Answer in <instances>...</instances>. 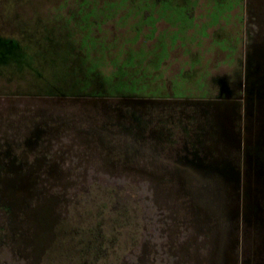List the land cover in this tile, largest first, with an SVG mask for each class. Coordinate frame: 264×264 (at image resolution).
Masks as SVG:
<instances>
[{"label": "flooded vegetation", "instance_id": "1", "mask_svg": "<svg viewBox=\"0 0 264 264\" xmlns=\"http://www.w3.org/2000/svg\"><path fill=\"white\" fill-rule=\"evenodd\" d=\"M212 1L210 18L206 22L196 19L198 29L187 33L195 42L184 48H168L170 58L180 52L183 61L161 60V52L167 48L154 44L148 49L155 53V59L149 62L143 58V49L136 45L133 57H137L127 73L106 75L92 71L74 80L68 78L61 60L23 45L0 22V82L18 89H0V205L5 210L11 207L17 214L26 209L33 187L31 180L38 179L39 186L41 180L51 178L46 174H51L53 167L60 178H81V166L76 164L91 165V169H85L92 175H84L89 180L112 179V172H122L121 179L137 181L138 188L134 189L138 195L142 190L146 192L149 180H170L167 185L173 189L172 181L185 173L193 179H205L199 194L187 191L180 206H169L175 208V214L159 218L147 219L145 210L149 206L144 201L139 203L138 218L131 220L128 216L126 221L134 228L125 246L129 253L124 258L119 255L117 260L130 258L133 262L128 264H216L218 248L221 250L219 245L223 243L225 254L232 257L229 264H241L242 208L259 217L260 202L248 200L242 204V187L237 189L231 184L230 194L237 195V190L238 200L226 205L224 184L214 189H209V184L214 186L215 179L223 178L220 174L224 173L225 163L231 164L230 179L241 180L248 151L247 168L264 173V131L261 138L254 134L247 141L243 119L232 124L234 116L239 115L236 103L242 104L245 96L264 98V0ZM182 4L179 7L186 6L191 17L197 13L198 6L192 1ZM174 9L179 10L176 6ZM230 24L232 28H228ZM200 30H204L202 34ZM233 31L238 34L236 38ZM211 37L213 40H209ZM219 40L228 43L222 48L212 42ZM208 54H213V58H207ZM190 61L192 65H182ZM221 65L227 70L213 72ZM100 105H105L104 116L99 112ZM114 111L119 112L118 122L113 119ZM225 130L233 137L231 146L224 144ZM55 148L61 154L60 160L52 150ZM65 163L72 164L70 171L63 167ZM91 183L90 190L107 196L114 194L116 200L119 196L114 191L125 190L100 181ZM194 196L197 203H193ZM36 198L31 197V204L43 200ZM143 199H147L146 195ZM123 201L127 203L124 211L128 212L129 199ZM160 207L165 210L167 206ZM35 210L28 216L34 229L40 225L41 229L32 235L53 247L55 240L62 237L50 231L48 240L46 228L54 225L43 218L40 209ZM22 213L19 218L24 217ZM24 221L23 218L21 222ZM117 222L113 226L115 233ZM231 235H238L237 250L229 248L227 237ZM118 240L119 236L108 237L101 230L98 244L113 246ZM254 257L252 251L250 259L253 261Z\"/></svg>", "mask_w": 264, "mask_h": 264}, {"label": "rangeland", "instance_id": "2", "mask_svg": "<svg viewBox=\"0 0 264 264\" xmlns=\"http://www.w3.org/2000/svg\"><path fill=\"white\" fill-rule=\"evenodd\" d=\"M155 1L0 0V22L2 27H6L5 31L13 33L12 36L17 39L20 38L23 45L33 50H44L52 57L61 60V66L66 69L68 78L71 80L79 79L80 76L92 71L106 75H122L127 73V68L132 69L131 63L137 57H133L136 45L143 49V58L149 62L155 59V53L148 49L149 46L154 44L165 46L167 49L162 50L159 58L161 60L168 59L170 58L168 48L175 45L178 47L181 45L184 48L195 42L187 33L198 29L196 28V19L206 22L210 18L208 14L212 12L210 5L212 0H190L192 5L198 6L197 13H199L195 12L192 17L188 14L190 12H186V6L179 7L185 0H167L162 3ZM175 6L179 10H175ZM146 12L150 13L148 17ZM143 27L146 29L143 30ZM230 27H233L232 24L228 26V28ZM203 31L198 32L202 34ZM210 32L212 33V31ZM223 32L225 34V31ZM232 35L233 38H236L238 34L233 31ZM211 39L213 40L212 37L209 40ZM212 42L222 48L228 43V41L221 40ZM179 53L174 52L173 58L170 59L183 61L184 58ZM176 55L179 57H175ZM213 56V54H208L207 58H213ZM178 63L177 61L176 64ZM192 63L190 61L182 63V65H192ZM224 69L227 70L221 65L219 68H214L213 72L221 73ZM146 71L151 70L146 68ZM1 88L5 91H18V89H14L15 87L11 89L3 82H0ZM23 90L25 89L23 88ZM242 102V104L236 103L239 115L234 116L233 126L243 119L245 125L243 133L246 140L249 141L254 134L261 138V133L264 131V98L257 96L252 99V97L245 96ZM4 103L6 104V102ZM99 107L102 109L99 112L104 116L105 105ZM118 113L113 112V119H116L117 122L120 120V116H117ZM240 114H242V118H240ZM221 131L223 132L224 128ZM226 131L224 144L231 146L230 142L233 137L229 136L231 134L228 132L227 134ZM52 150L56 152L60 160L59 150L57 148ZM248 152L244 158L246 166L241 180L239 178L237 182L236 179H230L232 174L228 166L231 164L225 163L224 173L220 174L223 178L215 179L213 182L216 184L214 186L209 184V189L215 188L218 184H224L227 194L226 205L234 204V199H236V203L238 200L239 192L237 190V195L230 194L232 192L231 184L237 189L242 187V204L248 200L260 202L259 210L262 214L259 217L253 215L252 211L242 208L239 249L240 253L244 251L240 259L241 264H264V173L260 169L254 171L250 166L247 168L250 156ZM70 165L72 164L65 163L63 167L70 171ZM76 165L81 166V178L73 176L60 178L57 169L55 170L53 167L51 174H46L51 178L41 180L39 186L36 184L38 179L31 180L33 187L30 190V197L26 199L27 207L21 211L25 219L24 224L21 222L23 218L18 217L21 212L17 214L12 211L11 207L8 208L9 211L7 209L6 211L4 206L0 205V264H128L133 262L130 258L129 260L126 258L117 260V257L122 255L124 258L125 254L127 256L129 253H126L125 246L126 242L131 240L134 228L126 221L129 219L128 216L131 217V220L134 216L138 218L139 203L144 201L149 206L145 210L147 219L153 216L157 218L161 215L168 216L175 209L169 208V206H180L188 196L187 191L199 194L200 184L205 180L190 178L185 173L179 174L182 178L172 181L173 189L167 185L170 180H149L146 192L142 190L138 195L134 189L138 188L135 186L137 181L121 179L122 172H112L111 175L115 176L112 179L89 180L84 178V175L91 174L89 170L85 169L87 167L91 169V165ZM50 166L47 168L50 169ZM78 171L77 169L76 172ZM96 171L98 175H102L99 170ZM253 172L256 173L253 174ZM92 181H100L106 185H114L112 188H125V190L114 191L115 196H119L116 200L114 194L107 196L96 189L90 190ZM126 181L135 184L129 183L127 186ZM165 188L169 189L165 190ZM57 190L61 192H57ZM145 195L146 200L143 199ZM31 197H37V201L38 199L43 200L31 204ZM127 198L129 199L128 212L124 211L127 203L123 201ZM193 198V203H197L198 199L195 196ZM199 202L202 203L201 198ZM47 203L50 205L48 206ZM162 205L167 206L165 210L164 207H160ZM35 209H40L43 218L50 220V224L54 225L52 228H46L45 235L49 236L48 240L52 236L50 231L58 232L62 237L55 240L53 247L42 244L41 238L35 239L32 235L36 229H41V225L34 229L31 217L28 216L34 213ZM141 213L143 214L142 211ZM253 217L254 224H252ZM116 221L122 225V227L117 225V233L114 232L113 227ZM99 224H102L101 228ZM56 225L57 228H55ZM45 226L42 225V230ZM100 229L108 237L119 236V242H115L113 246L111 243L98 244ZM229 238V248L231 251L235 248L237 250L238 235L227 237V239ZM232 241L234 242L232 243ZM219 247L221 250L218 248L219 255L216 264L232 262V257L225 254L226 248L223 243H220ZM97 248L100 251H96ZM112 249H116L117 252ZM252 251L255 256L253 261L250 259ZM220 253H222L221 256Z\"/></svg>", "mask_w": 264, "mask_h": 264}]
</instances>
